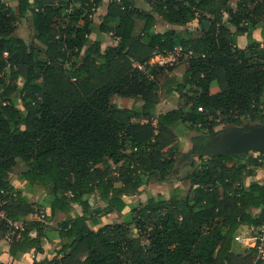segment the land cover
Returning a JSON list of instances; mask_svg holds the SVG:
<instances>
[{"label": "trees", "instance_id": "16d2710c", "mask_svg": "<svg viewBox=\"0 0 264 264\" xmlns=\"http://www.w3.org/2000/svg\"><path fill=\"white\" fill-rule=\"evenodd\" d=\"M230 1L162 0L153 12L135 7L130 0H16L15 10L0 5V90L6 79V88L16 86L21 64L29 69L22 80L20 107L7 93H0V189L12 188L16 178L27 186H42L52 197L51 215L45 220L55 210L67 214L56 233L63 256L35 259L33 264H262L253 263L252 249L245 256L228 251V240L239 226L253 229L262 222L264 184L245 185L247 166L227 164V155L210 157L192 171L190 194L183 200L177 195L168 200L160 196L139 204L132 210L133 228L129 223L104 225L96 231L89 227L99 224L101 216L123 210L122 197L136 194L146 177L174 179L178 173L177 169L171 173L174 156L180 150L175 129L180 124L210 133L221 122H264V47L257 42L244 49L237 45L238 36L249 34L264 21V0H238L235 10ZM68 8L70 12L63 13ZM98 8L104 11L102 30L112 32L118 43L105 51L101 41L94 39L90 59L80 66L71 63L69 75L75 79L70 81L71 91L54 109L44 98L40 82L30 75L34 66L48 68V63L30 54L34 47L15 34L17 23L30 13L31 28L46 47L49 62L63 61L69 52L82 56L91 29L88 12ZM156 13L180 26L197 20L202 34L190 37L186 30L157 31ZM135 20L143 21L140 33L146 41L134 35ZM204 21L209 22L207 30ZM175 45L193 52L181 81L168 89L184 100L177 108L156 115L157 85L143 71L131 68L129 60L144 63ZM115 57L124 62L118 75L91 86L89 61L103 72ZM42 76L36 74L37 79ZM213 81L219 87L215 94L210 92ZM191 87L195 90L189 98L184 92ZM116 94L138 99L142 105L110 104ZM263 160L264 154L259 153L249 157L248 163L260 165ZM19 163L28 170L15 173ZM15 193L2 206L14 221L34 211L21 190ZM89 194L106 205L92 210ZM71 204L79 205L82 215L71 217ZM252 208L259 209L257 216L253 217ZM43 228L42 222L28 221L20 239L10 244L11 255L22 251L23 244L38 242L39 237L30 240L28 233ZM222 228L227 229L224 234ZM0 229H5L3 224Z\"/></svg>", "mask_w": 264, "mask_h": 264}, {"label": "crops", "instance_id": "0c3cea01", "mask_svg": "<svg viewBox=\"0 0 264 264\" xmlns=\"http://www.w3.org/2000/svg\"><path fill=\"white\" fill-rule=\"evenodd\" d=\"M107 1V0H103ZM238 0H231L229 2L231 8L233 10L236 9ZM99 9V8H98ZM145 10V9H144ZM104 14V13H103ZM101 14V15H103ZM142 22V20H135V22ZM194 22V21H193ZM164 23L168 24L164 21ZM136 24V23H135ZM141 25V28H142ZM226 27L231 31H235V26L231 23L226 22ZM172 29L170 27H165L164 30L161 32L167 31ZM141 31V29H139ZM175 30V29H174ZM189 33L195 32V27H190ZM177 31V30H176ZM180 32V31H177ZM194 35V33H193ZM201 34H196L195 36L191 37H199ZM101 41V48H107L108 46H115L118 43V39L116 37L113 38L112 45L108 43V40H105L100 37H97ZM259 43L262 47H264V21L260 20L255 26L254 29L244 33L243 35L238 36L237 38V45L240 49H244L249 43ZM186 69V64H181L177 67V70L180 72V77L184 74ZM174 74L177 73H169L166 82L168 81H181L179 77H173ZM175 78V79H174ZM175 82V83H176ZM173 85L172 83H168ZM170 89V88H168ZM219 91V87L216 81L211 82L210 85V92L215 94ZM170 93V91H168ZM174 92V91H172ZM179 97V96H178ZM182 102V98L177 100H172L171 98H163L161 99L155 109V114L158 115L160 113H165L169 110L177 108L180 103ZM142 105V102L138 99H134L131 97H127L123 99V102L118 105V107H125V108H134L139 107ZM261 123H264L260 121ZM258 125L257 123H248V124H233L228 122H221L217 126L213 128V130L208 133L205 130L198 129L195 127H187L185 124H180L176 128V136L180 143V150L175 154L174 161L177 164L183 165L187 164L189 160H184L186 155H183L182 159H179L180 153H188L187 158L191 159L196 157V152L194 149L200 148L205 149L207 151H211V157L214 156H224L227 155L228 159L226 163L231 164H245L247 166V170L244 176L243 183L247 185L249 182H257L259 184H264V160L261 162L260 165H249L248 160L249 157H257L259 151L250 150L248 152H228V153H221L222 149L226 148L225 141H228V135L231 133L233 129H241L243 131L247 130L250 126ZM192 150V151H191ZM264 154V153H262ZM184 160V161H183ZM195 162V161H193ZM189 163H192L189 162ZM22 164V163H21ZM180 166V165H179ZM23 167V165H22ZM21 167V168H22ZM188 168V165L183 166L180 170L177 169V175L174 177V181L177 180V185L172 186L169 182L160 181L156 178L155 175H150L146 177V183L137 190V193L134 195H124L122 197L125 207L121 211L113 210L111 213L101 216L100 223L97 225H89L91 230H98L104 225H115L120 223H126L127 219L130 216H133V209L136 208L139 204L147 203L148 199L153 198L157 199L160 196L165 198L166 200L170 199L171 196L177 195L179 200H183L187 194H190L189 191L191 190V181L190 179L183 176V170ZM186 180L190 183L189 187L183 185ZM187 182V183H188ZM12 186L14 189L21 190L23 196L26 198L28 204L31 206L32 209H36L38 211H42L45 217L51 215V208L50 203L52 200L51 194L48 190H46L42 186H31L27 187L25 180L16 178L12 182ZM172 186V187H171ZM32 188V189H31ZM90 203L91 209H96L97 207H104L106 204L97 199L93 194H89L86 196ZM72 209L70 211L71 217H76L82 215V209L77 204H71ZM259 213V209L252 208V215L257 216ZM67 218V214L61 210H55L52 214V217L49 220L44 221V228L40 231L38 229L31 230L28 233V238L30 240L37 239L38 242L31 244H23L20 249L22 251H18L16 256L13 257L10 253L9 247L13 241L19 240V235L17 237H11L7 235L5 229H0V263L3 264H33V261L41 260L44 258L51 259L53 257L61 258L63 256V252L61 251L62 240L57 236V230L59 229V223L64 221ZM25 219V218H23ZM20 220H15L16 224H18ZM226 228H222V233L224 234ZM257 228L248 229L244 226H239L238 229L232 234L230 239L228 240V251L234 254H240L245 256L248 254V251L251 249L254 251V236L256 234ZM227 246V243L224 244V247ZM262 264L264 262L259 261Z\"/></svg>", "mask_w": 264, "mask_h": 264}, {"label": "rangeland", "instance_id": "374dc122", "mask_svg": "<svg viewBox=\"0 0 264 264\" xmlns=\"http://www.w3.org/2000/svg\"><path fill=\"white\" fill-rule=\"evenodd\" d=\"M132 2V4L139 8V9H145L147 11H152L153 12V8L158 5V3H160L162 0H130ZM233 1V0H232ZM3 4L5 8H8L10 10H15L16 9V0H0V5ZM251 7V6H250ZM250 7L248 6V9H250ZM69 8L67 10H64L63 13H68ZM104 11L102 8L96 9L94 10H90L88 12V18H90L91 20V29H90V33L88 34V40L89 43L87 46H85L82 50V56L79 58H76L74 55L71 54V52H69L68 56L63 60V61H59L57 60L56 62H49L48 57L46 55V47L40 43L36 38H35V34L31 28V23H32V19L30 16V13L27 14V16L19 19L18 23H17V27H16V31L15 34L19 37H21L22 39H24L30 46L34 47V50L31 52V49L29 50L30 54L40 58L43 60L42 63H48V68L45 67L44 64H42L41 66H34L31 70H30V75L33 78H36V80H38L43 88V95L44 98L46 100H48V102L51 104V106L54 109H57L58 107H60L63 102L66 100L67 95L69 94V92L71 91V85H70V81H74L75 79L69 75L70 70H71V63L72 62H76L77 66L82 65L86 59L89 60L90 58V50L93 49V44H94V39H98L97 37L99 36L100 39L102 38L105 40H108V43L110 45H112V41L113 38L115 37L113 35L112 32H104L101 28V23H100V16L101 14H103ZM157 17V22L155 23V29L157 31H162L164 30L165 27H170L172 29H175L177 31L182 32L183 30H186L188 35L191 36H195L196 34H202V29L201 26L198 24L197 20L191 21V22H187L185 23L183 26L177 25V24H173V23H169L166 24L164 23V20L162 19L161 16H159V14H155ZM225 16V15H224ZM64 21L67 22V24L69 23V20H67V18H64ZM135 31H134V35L140 37L143 41H146V37L142 36L140 33L141 29V25L142 22H135ZM190 27H195V32L194 35L193 33H189V28ZM103 48H101L102 50L107 51L108 48L113 47V46H108L107 48H104V46H102ZM35 58V57H34ZM103 60H99L96 59L97 63H101ZM120 61V62H117ZM187 59L186 58H182L181 61L179 63H177L176 65L172 66V67H154V68H145L144 69V74L145 76L150 80V81H154L155 84L157 85L158 88V102L163 99V98H171L172 100H177L180 99L181 97H178L179 94L177 92H168V88H170L168 86V83H172L173 86L175 85L176 81H168L166 82L167 78H168V74L169 73H177L174 74L173 77H180V73L177 70V67L181 64H187ZM90 63V80H88V83H90L91 86H96V85H100L104 82H107L111 79H113L115 76L118 75V73L122 70V65H123V61L119 60L117 57L114 58L113 61L110 62V64L108 65V67L103 71V72H99L95 69L94 66H92V61H89ZM97 63H95L94 65H97ZM136 61L134 60H129V65L131 66V68H135L138 71H140L136 65H135ZM63 66V69H60V66ZM98 66V65H97ZM21 69V75L20 77L17 79L16 81V86L14 88H6L7 85V73H8V68H6L5 73L3 74L5 77V87L1 88L0 93L1 94H5L11 98L14 99L17 103V106L20 107L21 103H22V95H23V88H22V80H23V76H27L29 73V69H28V65L26 64H21L20 65ZM42 73L43 76L39 79H37L36 74H40ZM175 79V78H174ZM89 86V85H88ZM172 89V87H171ZM174 89V88H173ZM194 88H190L189 90H185V95L188 96L189 98L193 96L194 94ZM7 93V94H6ZM190 95H189V94ZM127 98L126 95L123 94H116L111 96L110 98V104H114L116 106H118L119 104H121L123 102V99ZM184 100V98L182 99V101ZM264 108V105H263ZM225 119V118H223ZM254 123L257 124H262L260 121H255ZM176 131V129H175ZM192 151V150H191ZM194 152H196V157L188 159L187 155L189 152L185 153H180L179 155V159L183 158V155H186V158L184 160H189V162L192 161V163H187V164H177L176 161H174V169L172 170L171 173H173L176 169L180 170L183 168V166L188 165V168H185L183 170V176H185L186 178L189 179V175L192 173V171H194L196 168H199L201 163L207 161L210 157H211V151H207L205 149H194ZM127 152L128 149H127ZM183 160V161H184ZM195 161V162H193ZM180 165V166H179ZM22 167V164L19 163L18 166H16L13 170L15 173H20V169ZM119 167V165H115L114 169L117 170ZM28 169H25V171H27ZM185 178V182L183 183V185H185L186 187H189L188 185H190V183L188 182V180H186ZM188 182V183H187ZM172 186L177 185V180L174 181L172 180L171 182H169ZM171 186V187H172ZM28 187V186H27ZM31 187V186H29ZM126 223L131 224L132 228H133V223H134V219L132 216H130ZM135 230V229H134ZM132 230V231H134ZM146 236V235H145ZM144 236V237H145Z\"/></svg>", "mask_w": 264, "mask_h": 264}, {"label": "built area", "instance_id": "2783aa9c", "mask_svg": "<svg viewBox=\"0 0 264 264\" xmlns=\"http://www.w3.org/2000/svg\"><path fill=\"white\" fill-rule=\"evenodd\" d=\"M6 55V53H4ZM193 56L191 50H185L181 45H175L171 50H164L162 52L154 53L146 62L139 63L136 61V67L144 71L146 66L151 68L154 67H172L179 63L182 58L189 59ZM136 150V147L133 149ZM16 195L15 189L12 187L10 189H0V226L3 224L7 235L11 237H17L20 232L24 229L28 221H39L44 223L45 214L42 211L34 209L30 215L16 224V221L11 220L7 217L3 204L6 201L14 198ZM254 253H253V263L262 261L264 262V218L260 225L257 227L256 234L254 236Z\"/></svg>", "mask_w": 264, "mask_h": 264}, {"label": "water", "instance_id": "95a60500", "mask_svg": "<svg viewBox=\"0 0 264 264\" xmlns=\"http://www.w3.org/2000/svg\"><path fill=\"white\" fill-rule=\"evenodd\" d=\"M203 25L205 30H207L209 22L204 21ZM228 136V141H225L226 148L217 151V153L248 152L250 150L264 153V123L250 126L245 131L241 129H233ZM25 169H28V167L23 166L20 171L24 172Z\"/></svg>", "mask_w": 264, "mask_h": 264}]
</instances>
